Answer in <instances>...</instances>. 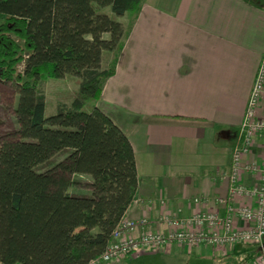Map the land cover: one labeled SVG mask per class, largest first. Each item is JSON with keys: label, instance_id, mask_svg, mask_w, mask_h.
Here are the masks:
<instances>
[{"label": "trees", "instance_id": "16d2710c", "mask_svg": "<svg viewBox=\"0 0 264 264\" xmlns=\"http://www.w3.org/2000/svg\"><path fill=\"white\" fill-rule=\"evenodd\" d=\"M140 10V0H0V80L19 85L24 123L23 140L0 145L1 264H87L124 217L138 188L135 152L97 103L123 49L114 16L131 28ZM106 52L115 55L102 69ZM67 76L79 90L47 114L42 82ZM77 174L91 177L89 194L71 190Z\"/></svg>", "mask_w": 264, "mask_h": 264}, {"label": "crops", "instance_id": "0c3cea01", "mask_svg": "<svg viewBox=\"0 0 264 264\" xmlns=\"http://www.w3.org/2000/svg\"><path fill=\"white\" fill-rule=\"evenodd\" d=\"M140 1L97 103L135 152L138 188L122 219L146 225L133 236L170 231L169 214L226 213L232 153L243 140L264 55V0ZM258 118L264 119V97ZM263 150V140L256 138L245 163H260ZM243 180L259 183L251 172ZM250 202L245 196L233 201ZM204 249L211 246L173 244L102 264H182Z\"/></svg>", "mask_w": 264, "mask_h": 264}, {"label": "built area", "instance_id": "2783aa9c", "mask_svg": "<svg viewBox=\"0 0 264 264\" xmlns=\"http://www.w3.org/2000/svg\"><path fill=\"white\" fill-rule=\"evenodd\" d=\"M264 97V55L262 57L247 104L242 125L243 140L232 153L229 171V200L226 213L198 211L188 217L165 216L171 226L168 232H147L133 236L130 232L146 225V220L122 219L112 233L105 251L87 264H102L135 253L156 250L168 245H214L228 246L236 243L255 244L261 254L255 264H264V150L260 163H245L255 139L264 142V119L258 118V109ZM256 173L259 183L249 185L243 174ZM253 199L250 203L234 204L237 197ZM199 201V199H196ZM236 218L247 223L239 226Z\"/></svg>", "mask_w": 264, "mask_h": 264}, {"label": "rangeland", "instance_id": "374dc122", "mask_svg": "<svg viewBox=\"0 0 264 264\" xmlns=\"http://www.w3.org/2000/svg\"><path fill=\"white\" fill-rule=\"evenodd\" d=\"M110 14V9L103 10ZM6 16L0 14V25L5 22ZM123 25L124 31L129 29V19H117ZM25 57V54H22ZM115 53L109 52L103 61L102 69L109 68V63ZM19 73L24 72V64L20 63L17 67ZM41 90L45 94L47 102V114L55 112L56 106L60 102L70 104L73 92L79 90L76 84V77L67 76L63 79H48L42 82ZM20 100V87L14 82L0 80V145L9 144L23 140L22 132L24 129L23 121L17 116L16 111ZM89 111V109H88ZM68 151L56 155L52 162L62 160ZM76 184L71 187L72 191L80 194H89L88 183L91 177L86 174L74 176ZM211 249H204L202 254L192 252L193 255L186 257L182 264H255L261 254V249L255 244L236 243L224 249L209 245ZM1 264V263H0Z\"/></svg>", "mask_w": 264, "mask_h": 264}]
</instances>
